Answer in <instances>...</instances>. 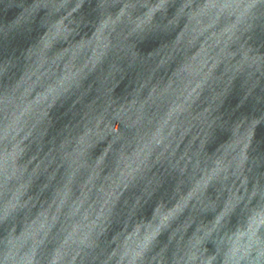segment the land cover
Listing matches in <instances>:
<instances>
[{
    "label": "water",
    "instance_id": "obj_1",
    "mask_svg": "<svg viewBox=\"0 0 264 264\" xmlns=\"http://www.w3.org/2000/svg\"><path fill=\"white\" fill-rule=\"evenodd\" d=\"M0 264H264V0H0Z\"/></svg>",
    "mask_w": 264,
    "mask_h": 264
}]
</instances>
